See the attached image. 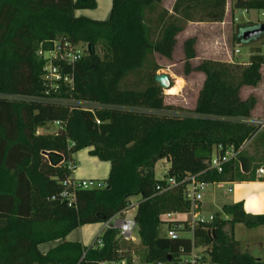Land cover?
<instances>
[{"label": "trees", "instance_id": "16d2710c", "mask_svg": "<svg viewBox=\"0 0 264 264\" xmlns=\"http://www.w3.org/2000/svg\"><path fill=\"white\" fill-rule=\"evenodd\" d=\"M162 1L112 0L109 20L98 21L76 16L77 11L96 9V0H0V95L45 98L44 61L38 53L52 49L58 39H67L88 50L74 68L73 96H63L115 107L92 114L0 99V264L132 261L116 230L103 233L102 247H84L67 237L81 227L107 223L125 211L133 197L142 199L136 220L146 251L144 262L175 264L181 249L190 253L195 244L206 249L207 264H264L242 252L235 239L237 224L264 226V215L248 214L243 203L223 206L212 223L196 228L194 241L160 235L164 215L192 209L184 185L157 191L159 185L166 186L167 178L181 182L188 175L202 174L201 180L209 184L257 181L255 174L245 175L238 161L227 165L222 174L208 171V162L215 147L240 150L256 135V128L234 119L253 117L258 100L254 96L243 100L241 91L262 83L264 66V56L257 49L249 65L205 60L194 67L197 39L190 38L183 45L185 74L203 73L205 82L195 109L189 112L202 117L156 114L184 111L165 103L155 80L158 66H153L144 89L129 88L126 80L153 64L155 55L173 59L184 25L163 16L158 28L154 19L147 18ZM210 6L206 20L223 22L226 0L212 1ZM234 10L264 11V0H235ZM187 20L191 19L187 16ZM262 26L264 22L240 27L235 43H248L243 33ZM98 50L103 52L101 57ZM52 123L61 124L56 133L39 134V129ZM84 149H92V156L111 164L107 187L79 191L74 207L52 200L72 175L68 165L76 163L74 155ZM162 160L171 167L167 178L158 180L155 169ZM59 241L46 254L41 252L42 245Z\"/></svg>", "mask_w": 264, "mask_h": 264}, {"label": "rangeland", "instance_id": "374dc122", "mask_svg": "<svg viewBox=\"0 0 264 264\" xmlns=\"http://www.w3.org/2000/svg\"><path fill=\"white\" fill-rule=\"evenodd\" d=\"M97 8L94 10H81L77 11V17H86L98 21H107L110 18L112 10V0H96ZM264 11L253 10L250 14H243L242 12L237 11L236 16L231 19L227 31H222L219 36V32L215 30H200L195 32L197 37V58L191 63L194 67L199 66L207 57H212V61H218L223 63H230L233 65H249L250 56L253 53L259 50L264 42V36L252 40L250 43H243L241 45H236L234 37L239 33L240 27L238 25L245 24L248 20L258 21V23L264 22ZM239 19V24L235 19ZM179 24L183 25V21L179 20ZM242 25V26H243ZM260 25V24H257ZM214 37L211 41L204 40L206 37ZM185 35L180 34L178 37V45L174 51L173 59L168 60L160 55H155L154 63L150 64L145 70L141 71L139 74H134L128 77L126 80V85L129 88L144 89L146 88V82L148 80V75H152V68L156 64L158 70L155 73L156 75H168L170 80L168 85L172 88L175 86L178 79L184 82V87L178 95H169L167 92L170 90H163L165 103L170 106L177 108H182L184 111L189 113L195 107L198 93L202 87V78L198 72H192L189 75L185 74V54L183 45L185 43ZM209 38V37H208ZM210 45V46H209ZM241 48V54H236V49ZM83 50H88V47L83 45ZM260 51V50H259ZM210 52L212 54H210ZM100 57L103 55V52L98 50ZM232 57V59H231ZM203 74V73H202ZM263 81L257 87H245L241 91V97L243 100H247L249 97L254 96L257 98L258 103L256 109L253 112V117L262 118L264 117V67L262 68ZM183 111V112H184ZM180 111H178L179 113ZM56 124H48L45 127L39 129V134H54L58 131ZM78 153L83 155H91L89 149H84L77 152L74 156L79 158ZM241 165L244 167V173L247 177H252L254 174L258 179V171L264 168V131L257 135L248 145L244 146L240 157ZM77 169L73 171L75 173L80 169V166H84L83 162L76 161ZM171 167V164L167 160H162L156 165V178L158 180H163L167 178L168 171ZM102 173L106 174V178L110 176V169H102ZM105 178V179H106ZM264 181V175L259 178ZM240 183H232L231 186L234 189L233 193H227L228 188L230 187L229 183L223 184H211L207 187L203 196L202 208L204 215L209 217L215 215L219 212L220 207L223 204H230L234 200L235 192L237 191ZM246 190H255L257 193H261L260 187L258 186H245ZM248 196L253 195V193H248ZM131 203L137 205L141 202V197H133L130 199ZM233 205V204H231ZM134 214V213H133ZM264 215V214H263ZM88 226V225H87ZM88 229V234L93 237L96 236L97 232L95 231L96 226H92ZM235 239L242 243L241 250L242 252H251L264 255V226L258 228H248L245 224H237L235 226ZM92 234V235H91ZM160 235L162 237H167L166 227L162 226L160 229ZM136 240L134 242L126 243L125 246L128 251L131 253L132 261L128 259L124 260L123 264H149L144 262L145 249L142 246V241L139 237V232L136 231ZM95 247L98 246L94 245Z\"/></svg>", "mask_w": 264, "mask_h": 264}, {"label": "built area", "instance_id": "2783aa9c", "mask_svg": "<svg viewBox=\"0 0 264 264\" xmlns=\"http://www.w3.org/2000/svg\"><path fill=\"white\" fill-rule=\"evenodd\" d=\"M243 14H247V10H240ZM264 15V14H263ZM238 22V19H236ZM87 50L82 47H77L69 42L67 39H58L53 42V47L50 50H40L38 55L44 61L43 68V83L46 89L45 98L26 97L22 95H0V99L11 102H26V103H47L59 106H66L71 109L81 110L95 114L97 111L115 109L114 106L102 105L99 103L79 101L73 98L69 99L65 95L73 96L75 92V74L74 68L79 63ZM241 53L240 49L236 50V54ZM260 54L264 56V42L260 48ZM264 67V66H263ZM262 67V68H263ZM64 95V96H63ZM158 115H166L172 117H188L201 118V115L187 112H155ZM234 121L241 124L251 126L257 129L256 135L247 142L248 145L257 135L264 131V117H250L234 119ZM100 123V122H98ZM60 127V123H55ZM244 146L240 150H235L233 147L225 148L223 145L214 148V153L211 160L208 162V171H215L217 173H224L227 165L232 162L240 161ZM69 171L77 169L76 163L68 165ZM202 174L188 175L181 182L175 178H167L166 186H158L157 191L164 193L175 187L184 185L185 198L191 202L192 209L188 213H168L162 217V222L167 230V237L171 240H180L183 238H190L194 241V232L196 228L203 224H210L214 221L215 215L206 217L202 208V201L204 199V192L211 184L201 180ZM264 175V168L258 171V179ZM223 184V183H215ZM106 182L98 180H77L73 176H69L62 182V191L58 196H54L52 200H61L67 202L69 207L76 205V196L82 190L105 189ZM233 187H229L227 193H233ZM140 204V203H139ZM139 204L131 203L129 207L117 214L111 220L104 224L103 233L106 230L118 231V237L124 243L134 242L136 240V231H139V225L136 220V214ZM134 213V214H133ZM225 219H229L227 216ZM102 233V235H103ZM101 235V236H102ZM101 236L94 245L102 247ZM93 245V246H94ZM209 255L205 248H198L193 244L190 253H186L185 249H181V256L175 264H207L209 263ZM125 261L113 262L110 264H123ZM108 264V263H107ZM164 264V263H160Z\"/></svg>", "mask_w": 264, "mask_h": 264}, {"label": "crops", "instance_id": "0c3cea01", "mask_svg": "<svg viewBox=\"0 0 264 264\" xmlns=\"http://www.w3.org/2000/svg\"><path fill=\"white\" fill-rule=\"evenodd\" d=\"M178 0H163L162 3L160 4V6L156 9L155 13L153 14H148L147 18L151 17L152 19L155 20V27H160L161 25V19H159L160 17L164 16V19H179L181 21H183V25H184V31L181 34H184L185 37V41L190 39V38H195L194 36L197 37V34L195 35V32L200 31V30H215L219 32V36L221 35V32L223 31H227L228 26L230 24H232L231 19H233L234 16H236V12L240 10H234V3L235 0H226V10H225V17L223 22H210L208 20H206V16L211 12V6L210 3L215 0H197L196 2H191L189 0H182L181 4L178 8V11H175V6ZM222 1V0H220ZM219 12L221 11V8H219L218 10ZM251 11L247 12V15L250 14ZM78 12H76V16H77ZM187 16L189 17V19L191 20H187ZM238 19V18H236ZM235 19V21H236ZM259 21V20H258ZM258 21H253V20H248L246 21V23L243 25H238L239 27L241 26L242 28L245 27H254L257 26V24H262V23H258ZM237 24H239V19ZM243 25V26H242ZM179 37V36H178ZM209 37V38H208ZM206 37V42L207 41H211L214 37H210L208 36ZM222 37V36H220ZM178 45V43H177ZM236 45H241L236 43ZM210 46V45H209ZM238 47V46H237ZM240 49L241 48H237ZM236 49V50H237ZM210 54H212L210 52ZM241 54V53H240ZM252 56H250L249 58L251 59ZM232 59V57H231ZM206 60H213L212 57H207ZM215 61V60H214ZM199 75L201 76L203 82H202V87L203 84L205 82V75L202 73H199ZM201 87V89H202ZM200 89V91H201ZM199 91V93H200ZM198 93V96H199ZM198 99V97H197ZM197 103V100H196ZM196 106V104H195ZM195 109V107H194ZM193 109V110H194ZM60 129V127H58V130ZM57 132V131H56ZM92 149H89V153L91 152ZM79 158H75L74 156V160L75 161H82L83 162V167L80 166V169L77 170L75 173L72 174L73 178L77 179V180H98V181H107L108 178H106V174L102 173L101 170L107 168V170L110 169V173H111V164L109 162H102L100 159H98L97 157H94L92 155H83L82 153H78ZM106 178V179H105ZM230 187L232 183H229ZM258 186L260 187V190H262L261 193H257L255 190H246L245 186ZM234 192V190H233ZM248 193H253V195L248 196ZM237 203H243L244 204V208L245 211L250 214V215H254V216H258V215H263L264 214V181L257 179V181L255 182H243L240 183L237 191L235 192V196H234V200L232 203L230 204H223L220 207V210H222L223 206L225 205H231V204H237ZM92 226H96V236L93 235L94 238H92V236H90L88 234V229L87 228H91ZM104 230V224H95V225H88V226H84L81 227L75 231H73L68 237H67V241L69 242H79L81 244H83L84 247H92L96 241L98 240V238L102 235ZM234 234L235 231H234ZM92 235V234H91ZM240 242V241H239ZM62 241L59 242H53V243H49V244H45L42 245L40 247V250L42 253L46 254L47 252H49L51 249L55 248L56 246H58L59 244H61ZM241 243V242H240ZM242 246V243H241ZM248 253H250L251 255H253L256 259L262 260L264 261V255L263 254H258V253H251L249 251H247Z\"/></svg>", "mask_w": 264, "mask_h": 264}, {"label": "water", "instance_id": "95a60500", "mask_svg": "<svg viewBox=\"0 0 264 264\" xmlns=\"http://www.w3.org/2000/svg\"><path fill=\"white\" fill-rule=\"evenodd\" d=\"M263 34H264V26L260 28H256V29H251L243 33V40L245 42H249V41L259 38ZM155 80L161 86L163 90L170 88V86L168 85L170 77L168 75H163V74L156 75ZM46 155L49 156V153H46Z\"/></svg>", "mask_w": 264, "mask_h": 264}, {"label": "bare ground", "instance_id": "6f19581e", "mask_svg": "<svg viewBox=\"0 0 264 264\" xmlns=\"http://www.w3.org/2000/svg\"><path fill=\"white\" fill-rule=\"evenodd\" d=\"M183 87H184V82L182 81V80H180V79H178L177 81H176V84H175V86H173L172 88L170 87L168 90V94L169 95H178L180 92H181V90L183 89Z\"/></svg>", "mask_w": 264, "mask_h": 264}]
</instances>
